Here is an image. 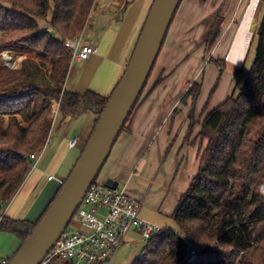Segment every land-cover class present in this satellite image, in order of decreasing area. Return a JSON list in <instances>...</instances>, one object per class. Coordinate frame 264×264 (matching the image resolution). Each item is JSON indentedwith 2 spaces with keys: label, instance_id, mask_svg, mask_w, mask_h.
Wrapping results in <instances>:
<instances>
[{
  "label": "trees",
  "instance_id": "16d2710c",
  "mask_svg": "<svg viewBox=\"0 0 264 264\" xmlns=\"http://www.w3.org/2000/svg\"><path fill=\"white\" fill-rule=\"evenodd\" d=\"M94 2L0 0V229L20 241L12 256L5 258L6 264L38 225L77 161L35 221L6 216V208L31 170L30 155L49 131V99L61 94V119L95 112L94 129L116 88L109 96L64 89L71 56L64 40L83 29ZM255 17L246 57L235 72L237 81H243L239 93L234 95L233 91L201 122L198 138L205 146L198 171L170 217L176 228L165 227L153 234L130 264H264V0L258 1ZM40 20L48 21L46 29L40 27ZM218 34L216 24L205 39L208 49ZM252 51L254 59L247 68ZM207 63L222 75L224 58L210 57ZM165 76V71L161 72L152 89ZM148 80L120 134L129 132L128 123L143 101ZM200 91L201 83L195 80L181 102H194Z\"/></svg>",
  "mask_w": 264,
  "mask_h": 264
},
{
  "label": "crops",
  "instance_id": "0c3cea01",
  "mask_svg": "<svg viewBox=\"0 0 264 264\" xmlns=\"http://www.w3.org/2000/svg\"><path fill=\"white\" fill-rule=\"evenodd\" d=\"M102 1H106L103 6H101ZM112 1L113 0H95L94 7L91 10L92 12L86 25L90 26L91 23L92 30H94L95 40L88 44L95 45L97 47V52L88 60H74L73 63L79 64L80 72L71 74L72 76H77L71 83L70 77L68 78L65 84L66 86L64 85L65 90L81 95L91 90L102 96H109L119 82L131 58L153 0H120L118 4H112ZM244 1L245 0H182L175 15L176 17L180 8H183L178 19L181 20L179 23H181L182 28L179 29L177 27V30L172 33L171 25L166 37L165 43L168 41L171 34V38L176 39V45L188 47V50L186 49L185 51L186 53L194 49L197 41H200V45L203 46L206 37L217 24L219 34L213 46L208 49L205 55V61L210 57L224 58L226 65L221 75L224 80L222 83L223 90L220 91L224 98L221 102L214 103L213 108L224 102L232 94V85L235 83L236 79L235 72L241 68L248 51L247 47L239 63H233L229 59L231 45L236 32L235 22L242 14ZM97 4L99 9L105 7L109 9V15L105 16L101 14L102 12H99L94 19ZM218 19H220L219 23ZM95 31H97V33H95ZM119 33L120 39L123 40L124 38V40L119 49L115 51L114 48L117 46V40L113 37ZM177 34L178 36H176ZM197 35L198 37L195 38ZM187 57L181 59V56H177V63L173 64V67L171 66L173 60L163 62L165 67L169 68L171 66V68H169L168 71L162 68L158 73L157 77L163 71H165L166 75L164 82L160 85H163L167 81L169 84H172L171 77L179 76L175 75L177 72L176 70H179L190 61ZM202 57H204V54L201 57L197 54L194 58L193 69L189 71V74H191V76H189L190 82L183 85L182 77H178L175 87L166 89L161 93L160 103L157 104L156 107L151 108H154L153 111L156 113V117H151L150 111L148 112V114L150 113L149 115L146 114L147 118H145L146 115L142 116V110L145 109V107H142L143 103L153 101L157 96V93L152 94L155 90H153L152 87L150 88V85L147 87L142 97L144 100L140 103L128 123L129 132L121 133L116 141V145L120 143V148L122 147L116 158V166L112 169H108L107 175L109 178L113 180L116 178L114 181H116L119 186V183L123 182L121 187H124L126 194L140 203V215L162 228L167 227V221H169L168 219H170L179 198L186 192L192 178L196 175L199 167L198 157H200V152L205 146L204 144L202 150L201 148L198 150L196 162L190 167L189 153L192 150L191 146H195V138H198L204 116L213 109L209 108L202 111L201 105H198L197 100L194 102L189 101L186 104L181 102V98L190 84L196 80V72H198L197 70L199 69L197 65ZM86 67H92L93 72L97 68L104 67L105 73L103 74V78L105 80H94V82H92L90 79L84 84L85 77L82 72ZM175 67L177 68L174 70ZM170 72L171 74H169ZM213 72L218 73L216 70H212V73ZM212 73L209 83L212 81ZM187 84L189 85L186 86ZM148 90L151 91L149 92ZM146 93L148 94L146 95ZM167 96H174L176 99L173 103L164 105L163 100ZM59 112L60 111H58L57 118L52 128L53 132L57 122H59L60 126L66 122L68 127L65 131L57 130L56 132L55 142L58 144L57 154L56 151L53 154L49 153L47 157L51 155L50 158H42L39 160L40 162H37L36 168L29 171L30 175L39 168L43 174L47 175L48 173V184L43 188V198L40 203L36 201L26 209L25 206H22L23 201L21 199L26 198L29 191H22L18 196V201L16 200L12 206L8 205L9 208H6V216L12 219H21L18 218L21 215L24 220L35 221L40 216L56 189L59 187V181L65 179L75 161L78 159L77 156L73 161H68L66 165V153H68V150L71 151L76 148H81L80 150H82L84 143L93 129L96 119L95 112L88 111L76 117H67L63 119H61ZM189 113H191L190 118L188 117ZM51 121L52 120H50V123L53 124V121ZM81 122H84V124L78 126ZM74 137H79L80 142L76 147L69 148L68 142ZM144 142L150 145L146 152H143V150L135 151L139 156L137 158L133 151L130 156L124 158L130 153L133 147H138ZM155 142L159 143L158 148H155ZM64 143L67 144V147L65 149L63 146V151L61 145ZM166 150L167 154L163 158V153H165ZM111 151L113 153L114 149ZM140 165L141 168L137 171L136 168ZM51 176L54 178L50 179ZM126 244L134 246L135 251L131 257H134L136 251L140 247H142L141 252L145 247L141 236L136 231H131L122 245L117 249L113 258L114 261L119 251L123 246H126ZM2 258L8 257L3 256ZM132 260L130 262H132Z\"/></svg>",
  "mask_w": 264,
  "mask_h": 264
},
{
  "label": "water",
  "instance_id": "95a60500",
  "mask_svg": "<svg viewBox=\"0 0 264 264\" xmlns=\"http://www.w3.org/2000/svg\"><path fill=\"white\" fill-rule=\"evenodd\" d=\"M250 1L238 23L231 49L250 11ZM180 2L153 0L131 58L78 160L38 225L8 264H39L69 225L87 189L99 176L145 87ZM255 25L256 19L251 17L244 35L248 42ZM104 184L111 188L118 186L111 178Z\"/></svg>",
  "mask_w": 264,
  "mask_h": 264
},
{
  "label": "rangeland",
  "instance_id": "374dc122",
  "mask_svg": "<svg viewBox=\"0 0 264 264\" xmlns=\"http://www.w3.org/2000/svg\"><path fill=\"white\" fill-rule=\"evenodd\" d=\"M119 1L120 0H113L112 4L113 3L118 4ZM105 2L106 1H102L101 6H103ZM248 2H249V0H245L244 1V10H245ZM50 5H51V8H53V3L51 1H50ZM93 7H94V5H93ZM109 8L111 9L110 5H109ZM182 9L183 8H180V10L178 11L177 16L175 17V20H174V22L172 24V28H171L172 29L171 30L172 33L175 30H177V27L179 29L182 28L181 23H179V22H181V20H178L180 15H181V13H182ZM244 10L242 11V14H243ZM108 11H109V9H106V7L99 9L98 8V4H97V8H96V11L94 13V19L96 18L97 14H99V12H102L101 14H104L105 16L109 15ZM91 12L89 14V17L91 15ZM261 16H262V13H259L258 18L260 19ZM89 17H88V19H89ZM51 18H52V12L49 13L48 20L50 21ZM254 18L256 19L255 15H254ZM240 19H241V17H240ZM47 22L48 21L40 20L39 24L41 25V27L46 29L47 28V24H48ZM247 25H248V22L243 23L241 32L239 34V37L236 39V42H235L234 46L231 49V52H230V55H229V59L233 63H239L242 60L243 55H244L247 47H249V44L251 42V40L248 42V37H244V35L246 34L245 28L247 27ZM92 29L93 28L91 27V23H90V26H87L85 24L83 29L81 31L77 32L76 35H78L79 33L83 32L84 33V35H83L84 43H92L93 40H95V35H94V32H93L94 30H92ZM95 33H97V31H95ZM76 35H74L73 37H68L65 40L72 39V38L76 37ZM176 36H178V34ZM197 37H198V35L195 38H197ZM113 38L115 40H117V46L114 48L115 51H117L119 49V47L122 45V42H123L124 38H123V40L120 39V33L117 34V35H114ZM251 38H252V36H251ZM65 40H64V42H65ZM202 43H203V41H202ZM241 43H243L244 46L239 50V49H237L236 46L238 44H241ZM203 44L204 45L201 46L200 45V41H197V44L195 45L194 49H192V50H190V51L185 53L186 49L188 50V47L186 48L183 45H176V39L171 38V34H170V37H169L168 41L164 44V46L162 47V49H161V51L159 53V56H158L156 64H155V67H154V69L152 71V74H151L149 80H148L149 82H148L145 90L147 89V87L149 85H150V88H151L153 80L157 77L158 73L161 71L162 68H165L164 70L168 71L169 68H171V66L173 67V64L177 63V61H176L177 60V56H181V59L186 58L188 56L187 59H189L190 61L186 65L181 67L179 70H176L177 72H176L175 75H179V76L171 77L172 84H169L168 81H167L163 85H157L156 87L153 88V90H155V91L152 92V94L157 93V96L153 99V101L144 102L143 103L142 107H145V109L142 110V116L148 114V112L150 111V113L152 115L151 117H156V113L153 111L154 108L153 109H151V108L152 107H156V105L160 103L161 93L164 90L169 89V88H173V87L176 86L178 77H180V78L182 77L183 85H185L186 83L190 82V77L189 76H191V74H189V71H192V69H193V61H194V58L196 57L197 54L199 55V57H201L204 54V57L201 58V60L199 61V64L197 65V67H199V69L197 70L198 72H196L197 73L196 80H198L201 83L200 96L196 99L198 101V105H201V110L203 111V110H207L209 108H213L214 103L219 102V101L221 102L223 100L224 96H222V93L220 91L223 90L222 83H223L224 80H223L222 76L218 75V73H215V72L212 73V70L218 71V69L215 68L212 64H208L207 61H205V55H206V53L208 51L206 49H208V47L206 46L207 44L206 45H205V43H203ZM199 47H202L203 50H202V48H199ZM253 59H254V51H252L250 53V55L248 56V59L246 61L245 67L249 68L251 66L252 62H253ZM172 60H173L172 65L169 68L165 67L163 62H169V61H172ZM73 62L74 61H72L71 56H70L69 67H68V71H67V75H66V79H65L64 85L67 83L69 77L71 79L70 80V83H71V81L77 76V75L76 76H74V75L72 76L71 75L72 73H75V72L79 73L80 72L79 64L78 63H73ZM81 70H83V69H81ZM82 73H83V76L85 77L84 84H86L90 79H91L92 82H94V80H97V81L103 80L104 79L103 78V74L105 73V71H104V67L97 68L94 72L92 71V67H86ZM177 73H179V74H177ZM211 73H212V81L209 83V81L211 80L210 79ZM188 85L189 84H187L186 86H188ZM242 85H243V81H239V80L237 81V79H235V83H233V85H232V92L234 91L233 92L234 95H237L239 93ZM145 90H144V92H145ZM147 94L148 93H146V95ZM175 99H176V97L174 98V96H167L163 100L164 101V105L173 103ZM60 101H61V94L59 95V97L57 99H55V98L49 99V101L47 103V105L49 106L48 119L52 120L53 124L50 123L51 127L48 129L49 131L47 132L44 140L40 143L39 147L34 152L37 155V157H38V161L37 162H40L39 160H41L42 158H44V159L45 158H50L51 155H49V157H47V155L49 153L53 154L56 151V154H57L58 144L55 142L56 132H57V130L65 131V129L68 127V124L66 122L62 126H60L59 122H57V125L55 126L54 132L52 130V128L54 126V123H55V120L57 118V116H56L55 119H52V118L50 119L52 105L54 103L59 102L58 108H60ZM90 115H92V114H90ZM16 117L19 120L21 119V116H19V115H17ZM90 117H92V116H90ZM93 117H95V116H93ZM145 118H147V115H146ZM7 120H8V116L5 117V123L6 124H7ZM72 123H74V122H72ZM22 124L24 125V123H22ZM83 124H84V122H81L78 126H82ZM195 139H196L195 146L194 147L191 146L192 150L189 153L190 167L192 166V164H194L196 162V157L198 156L197 155L198 154V150L200 148L202 150V148H203V146L205 144V142L203 140H201V139H199L197 137ZM116 143L114 144V146L112 148V150L114 149V152L113 153H112V151L110 152L106 163L102 167V170H101V172H100V174H99V176L97 178L98 182L102 183L106 179H108L109 178V176L107 175L108 174V169H112L113 167L116 166V158H117L119 150L122 148V147L120 148V145H119L120 143L118 145H116ZM147 144H148L147 142H144V143H142V145H140L138 147H135V148L133 147V149L130 151V153L127 154L124 158L130 156L133 151H134L133 152L134 155L138 158L139 156H138L137 153H135V151L143 150V152H146L148 150L149 146H150V145H147ZM63 146L66 149L67 144L66 143L62 144L61 145L62 149H63ZM154 146H155V148H158L159 147V143L155 142ZM80 149L81 148H76V149H73L71 151L68 150V153H66V156H67L66 165L68 164V161H70V160L73 161L74 158L76 159L77 156L79 158V156L81 154V150ZM45 151H46V154H45ZM63 151H64V149H63ZM111 154H112V156H111ZM166 154H167V150H166L165 153H163V158L165 157ZM198 159H199V157H198ZM138 161H140V160H138ZM140 168H141V165L139 167H137L136 170L139 171ZM30 169H31V167H30ZM47 176H48V173H47V175L43 174L42 171L39 168L37 170H35L33 173H31L30 175H29V172H28L26 177H25V179H24V181H23V183H22V185L20 186V188H19L18 192L16 193V195L13 197V199L10 202L9 206H12L14 204V202L18 199V196L20 195V193L22 191H29L27 197L21 199L23 201L22 206H25L26 209L32 203H34L36 201H37V203H40L42 198H43V188L45 187L46 184H48ZM114 180H116V178H114ZM119 184H120V187H121V185H123V182H120ZM21 200H19V201H21ZM18 218L22 219V216L20 215ZM168 220L169 221H167V224H166L167 228L175 229L176 226H175V223L172 221V219L170 218ZM69 227L79 228V226L74 224V223H70ZM145 244H146V242H144V246H145ZM19 245H20L19 239H17L13 234L5 231L4 229H0V257L1 256L2 257L3 256L11 257L12 254L15 252V249ZM141 249H142V247H140L136 251V254L134 255V257H137V256L140 255ZM134 251H135V249H134L133 245L126 244V246H123V248L117 254V256L115 258V261L114 260L112 261V264H125V262H126V264H128L134 258V257H131Z\"/></svg>",
  "mask_w": 264,
  "mask_h": 264
},
{
  "label": "built area",
  "instance_id": "2783aa9c",
  "mask_svg": "<svg viewBox=\"0 0 264 264\" xmlns=\"http://www.w3.org/2000/svg\"><path fill=\"white\" fill-rule=\"evenodd\" d=\"M83 35L81 32L64 42L72 61L88 60L97 52L95 45L84 43ZM58 106L59 102L52 105V119L58 115ZM79 142L80 138L74 137L68 146L74 148ZM30 159L33 170L38 157L32 153ZM70 223L79 228L69 227ZM70 223L39 264H112L117 249L131 231L147 242L163 229L140 215V203L127 195L124 187H106L96 180L87 189ZM0 264H6V259L0 257Z\"/></svg>",
  "mask_w": 264,
  "mask_h": 264
},
{
  "label": "bare ground",
  "instance_id": "6f19581e",
  "mask_svg": "<svg viewBox=\"0 0 264 264\" xmlns=\"http://www.w3.org/2000/svg\"><path fill=\"white\" fill-rule=\"evenodd\" d=\"M250 2H251V3H250V4H251V5H250V11H249L248 14L246 15V18H244L243 23L249 22L250 19H251V17H253V10H254V9L256 10L258 0H251ZM243 46H244V44L241 43V44H238L236 47H237V49L240 50Z\"/></svg>",
  "mask_w": 264,
  "mask_h": 264
},
{
  "label": "flooded vegetation",
  "instance_id": "af4514ba",
  "mask_svg": "<svg viewBox=\"0 0 264 264\" xmlns=\"http://www.w3.org/2000/svg\"><path fill=\"white\" fill-rule=\"evenodd\" d=\"M258 1H259V0H258ZM257 7H258V3H257ZM257 7H256V10H257ZM256 10H255V9L253 10V17H254V15H255Z\"/></svg>",
  "mask_w": 264,
  "mask_h": 264
}]
</instances>
